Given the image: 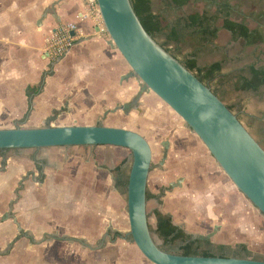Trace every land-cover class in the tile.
<instances>
[{
    "label": "crops",
    "instance_id": "0c3cea01",
    "mask_svg": "<svg viewBox=\"0 0 264 264\" xmlns=\"http://www.w3.org/2000/svg\"><path fill=\"white\" fill-rule=\"evenodd\" d=\"M86 4L87 0H0V128L47 126L56 110L61 113L50 125L69 126L76 113L83 112L79 103L109 109L129 104L126 112L135 109V96L137 105L144 101L148 92L140 93L141 84L129 76L130 66L110 44L108 33L97 30L92 19L78 23L81 35L76 45L50 70L43 57L46 36L61 22L74 20ZM162 7L160 0L159 11ZM169 135L162 142L167 143L169 153L158 169V189L178 184L166 191L160 210L194 235H210L220 244L245 242L247 208L242 193L199 137L181 122ZM26 149L38 148H17L16 154L8 155L0 151V208L4 207L0 209V264H152L125 235L100 233L104 224L100 203L94 194L89 202L81 198L86 169H70L72 172L64 175L72 180L61 187L67 192L62 189L59 193L67 195L60 196L61 205L54 215L46 205L49 186H39L48 175L47 160L34 153L32 158L21 155ZM110 172L113 186L109 192L117 197L122 192ZM90 173L101 183L100 171ZM23 179L33 183L37 193L35 200L26 197V205L21 200L24 187L19 185ZM106 236L109 243L95 244Z\"/></svg>",
    "mask_w": 264,
    "mask_h": 264
},
{
    "label": "water",
    "instance_id": "95a60500",
    "mask_svg": "<svg viewBox=\"0 0 264 264\" xmlns=\"http://www.w3.org/2000/svg\"><path fill=\"white\" fill-rule=\"evenodd\" d=\"M96 1L110 44L130 66L129 76L140 82V93L153 92L169 105L200 138L237 189L264 214V147L207 84L149 34L131 0ZM47 56L45 53L43 57ZM128 107L123 104L112 111ZM97 145L132 151L127 235L152 264H264V260L246 257L182 255L161 247L150 228L147 210L153 150L142 133L104 124L0 128V149Z\"/></svg>",
    "mask_w": 264,
    "mask_h": 264
},
{
    "label": "rangeland",
    "instance_id": "374dc122",
    "mask_svg": "<svg viewBox=\"0 0 264 264\" xmlns=\"http://www.w3.org/2000/svg\"><path fill=\"white\" fill-rule=\"evenodd\" d=\"M228 1L232 6V18L240 22H245L249 28L258 31L263 37L262 42L248 44L243 38L235 40L232 37V34L223 27V21L221 19L212 23L219 28L217 38L213 43L218 50H214L212 44H204L198 34L193 36L186 33L184 35L185 41L181 44L180 51H177L175 47V36L171 37L172 41H167L165 34L157 35V40L160 43H164V45L172 51H176V55L181 60L187 59L185 57L187 53L197 50L198 55L196 60L199 67H205L211 63L241 55V60L236 62H227L224 65L222 73L225 76L219 75V78L210 81V75H203L205 81L210 83L213 89H218L223 81L231 77L230 75H234L238 71L247 68L250 64L254 63L258 66L264 65V0ZM187 4L185 10L183 11L185 13L196 11L202 12L204 10L216 13V6L212 0H190ZM152 7L154 11H159L160 0H152ZM172 13L180 14L181 11H170V13L166 12L165 15H167L166 18L169 22L174 21V18L170 17ZM134 81L135 84L140 83L136 78ZM143 100L144 101H141L140 103L141 106L138 105L140 106V109L128 110L126 112L124 110L113 112L112 110L115 107H111L110 109L109 107L106 108L101 105L85 107L82 106V103H79L80 110L83 112L76 113L72 124H104L132 129L142 133L151 143L153 149L152 164L156 166L150 173L148 190L150 192L154 190L158 192V186L161 184L157 168L158 162L161 159V154L159 152L160 144L169 138L170 131L176 124H178V122L184 123V121L155 93H146ZM225 103L231 107L253 137L264 147V93L260 96L251 91L239 92L237 89L234 90L231 86V89L226 95ZM86 108H91V111L84 112L83 109ZM21 152V155L24 154L30 158H32L31 154L34 153L36 155L35 157L47 160L45 169H47L48 175H45V177H47L45 182L39 183V186H42L43 184L49 186L51 192L48 193L49 199L47 198L46 205L49 208H52L51 211L54 215H56L58 206L61 205L60 196L67 195L65 188L61 187L70 185V180H72L67 176L64 177V175L71 173L72 170L70 169H86L87 173L84 174L86 177L83 178L81 186V198L83 202H89L91 201L90 197L94 194L97 203H100L101 206L98 208L104 215V224L100 233L103 236L110 231L113 233L118 232L122 235H126L128 233L129 219L127 214V194L122 192L121 194H117V197H111L109 190L113 186V179L111 177L110 170L115 171L117 166L121 165L125 167L131 162L132 152L129 149L116 146L97 145L43 147L38 149L21 150ZM9 153L16 154L14 149L5 152L7 155ZM91 170L101 172V174L99 173V175L102 176L101 183L95 181L93 175L90 173ZM27 174V176H29L28 172ZM95 176L98 178L97 173H95ZM27 180L23 179L19 184L20 187H24L25 192L28 186L27 191L29 192V195L24 192L21 197L23 203L29 202L26 197L30 201L35 200V197L37 198V193L34 191L33 183ZM30 185L32 187H30ZM62 189L66 191L64 194L59 193ZM242 196L245 198L244 200L247 208V230L244 235L245 242L243 243L247 244V249L249 250L251 257L264 259V214L255 208L243 194ZM41 199L45 198L43 197ZM157 201V198H150L147 204L149 222L153 228L156 227V217L154 212L161 207ZM109 203H111L112 206H110ZM3 208L0 209L2 210ZM109 242L110 239L106 236L102 242L99 241L95 244L99 245L103 243V245H106ZM158 242L164 246V243L160 238H158ZM222 243H228V245L233 248L236 247V244H238V242ZM171 246L174 247L173 245H165L166 248Z\"/></svg>",
    "mask_w": 264,
    "mask_h": 264
},
{
    "label": "trees",
    "instance_id": "16d2710c",
    "mask_svg": "<svg viewBox=\"0 0 264 264\" xmlns=\"http://www.w3.org/2000/svg\"><path fill=\"white\" fill-rule=\"evenodd\" d=\"M189 1L190 0H162L163 7L158 13H155L152 9L151 0H131L137 15L139 16L143 26L149 32V34H151L155 39H157V35L165 34L167 41H172L171 37L175 36L176 39L174 41L176 43L175 47L177 51H180L181 44L183 43V41H185L184 35L186 33L193 36L198 34L204 44L213 45L215 39L217 38L219 28H217L212 23L217 22L219 19L223 21V27L230 31L232 37L235 40L243 38L248 44H255L263 41V37L258 31L249 28L245 24V22H240L232 18V6L230 5L228 0H212L216 6V13H211L208 10L195 13H185L182 10ZM178 10L181 11L180 14L172 13L170 16L174 18V21H167V15H165V13H170V11L176 12ZM161 45L179 59V57L176 55V51H172L166 45H164V43H161ZM213 49L218 50L214 45ZM197 55L198 51L195 50L185 55V57L187 58L186 60H179L189 70L194 72V74L202 82L207 84L212 89V91L216 95H218V97L224 102L228 91L231 89V86L234 90L237 89L239 92L251 91L260 96L264 93V90H262L264 89V65L258 66L254 63L250 64L247 68L238 71L234 75H230L231 77L223 81L218 89H213L210 83L205 81L203 75H210V81L215 80L219 78V75H223L222 68L227 62H236L238 60H241L242 56L237 55L234 57L226 58L223 61L211 63L210 65H207L205 67H199L196 60ZM43 82L44 81L42 80L41 86L43 85ZM38 91L39 90H37V92ZM29 96L31 102L33 98L32 93ZM227 106L231 109L229 105ZM28 113L27 115H29ZM60 113L61 111H54L52 116L48 118L47 126H50V124L57 118ZM9 150L11 149H0L2 153H5ZM131 164L132 160L125 167L119 165L115 168V171H112L115 178L116 187L121 192H124L126 194ZM42 167V162H39L37 168L41 171ZM162 195L163 193L154 194L147 189L148 200L150 198H158V202L162 203ZM154 214L156 217V227L153 228L150 224V228L163 241L164 246L161 245V247L167 251L182 255L221 257L233 256L254 258L251 257L246 243H238L236 244V247L233 248L228 244L216 243L208 238H194L193 234L176 225L170 214L163 213L158 209L155 210ZM115 234L116 236H122V234L118 232H116ZM124 237H126V239H128L129 241L132 240V237L130 235H125ZM165 245H173L174 247L171 246L166 248ZM254 259L264 260L263 258Z\"/></svg>",
    "mask_w": 264,
    "mask_h": 264
},
{
    "label": "built area",
    "instance_id": "2783aa9c",
    "mask_svg": "<svg viewBox=\"0 0 264 264\" xmlns=\"http://www.w3.org/2000/svg\"><path fill=\"white\" fill-rule=\"evenodd\" d=\"M88 19L94 20L100 29L105 30L96 0H87L86 9L78 12L74 20L61 22L46 36L44 53L48 54L47 60L50 70H53L74 48L81 35L80 30H78V23Z\"/></svg>",
    "mask_w": 264,
    "mask_h": 264
},
{
    "label": "flooded vegetation",
    "instance_id": "af4514ba",
    "mask_svg": "<svg viewBox=\"0 0 264 264\" xmlns=\"http://www.w3.org/2000/svg\"><path fill=\"white\" fill-rule=\"evenodd\" d=\"M135 99H134V101L132 102L133 104V106H132V108H135V109H138L139 107H137L138 105H137V101H136V96L134 97ZM141 106V105H140ZM140 109V108H139ZM184 126H185V124L184 123H182ZM188 130H190V132H192V133H194L190 128H188L187 126H185ZM195 134V133H194ZM200 139V138H199ZM151 145V144H150ZM152 147V146H151ZM153 150V149H152ZM159 152H160V154H161V159L159 160V162H158V166H157V168L159 169V168H161V163L164 161V159L168 156V153H169V147H168V145H167V143H162L161 142V144H160V148H159ZM154 167H156V166H154L153 164H152V168H151V172L153 171V169H154ZM150 172V173H151ZM178 183L176 182L175 184H171V185H169V186H167V187H165V186H162V187H160V189H159V191L157 192V193H154V194H161V193H163V195L161 196V200H162V203H159L158 201V203L160 204V205H162L163 204V199H162V197L165 195V193H166V191H170V190H172L171 189V187L173 186H175V185H177ZM156 199V198H155ZM157 200H158V198H157ZM158 210H160V209H158ZM161 211V210H160ZM164 213V212H163ZM166 214H169V213H166ZM171 215V214H170ZM172 216V215H171ZM172 218H173V216H172ZM173 221H174V219H173ZM175 223V222H174ZM176 224V223H175ZM177 225V224H176ZM179 226V225H178ZM181 227V226H180ZM181 228H184V227H181ZM185 229V228H184ZM186 230V229H185ZM187 231V230H186ZM188 232V231H187ZM190 233V232H189ZM192 234V233H191ZM194 235V234H193ZM196 235H194L193 237L194 238H200V237H195ZM197 236H200V235H197ZM204 236H206V235H204ZM205 238H207V237H205ZM208 239H210V238H208Z\"/></svg>",
    "mask_w": 264,
    "mask_h": 264
}]
</instances>
